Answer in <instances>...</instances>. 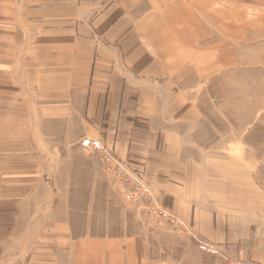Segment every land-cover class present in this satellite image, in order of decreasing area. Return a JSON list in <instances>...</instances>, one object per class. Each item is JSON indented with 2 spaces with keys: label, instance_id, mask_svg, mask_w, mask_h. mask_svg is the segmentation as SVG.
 <instances>
[{
  "label": "crops",
  "instance_id": "obj_1",
  "mask_svg": "<svg viewBox=\"0 0 264 264\" xmlns=\"http://www.w3.org/2000/svg\"><path fill=\"white\" fill-rule=\"evenodd\" d=\"M241 2L0 0V264H264V191L207 107L223 54L258 35ZM85 137L185 232L144 213L142 233L85 232L79 213L122 200Z\"/></svg>",
  "mask_w": 264,
  "mask_h": 264
},
{
  "label": "rangeland",
  "instance_id": "obj_2",
  "mask_svg": "<svg viewBox=\"0 0 264 264\" xmlns=\"http://www.w3.org/2000/svg\"><path fill=\"white\" fill-rule=\"evenodd\" d=\"M237 11H241L244 18H249L251 35L258 32L257 36L251 37V41L256 43L253 42L249 50H239L237 46L234 54H223L222 58L228 66L219 67L216 77L212 78L208 89L212 98L208 100L207 107L216 109L218 113L219 140L233 139L238 146L243 142L239 153L249 158L255 173V183L264 191V0H242L240 4H235L234 12ZM238 146L228 150L236 152ZM58 183L63 185L66 181ZM58 189L65 193L63 186ZM113 205L111 211L79 213L78 223L84 227L85 232L95 234L128 235L143 232V213L117 195ZM144 214L149 217L150 225L154 224L153 227L168 223H157L148 213Z\"/></svg>",
  "mask_w": 264,
  "mask_h": 264
},
{
  "label": "built area",
  "instance_id": "obj_3",
  "mask_svg": "<svg viewBox=\"0 0 264 264\" xmlns=\"http://www.w3.org/2000/svg\"><path fill=\"white\" fill-rule=\"evenodd\" d=\"M83 148L91 149L99 154L104 171L119 191L122 198L132 204L141 213H148L153 221L168 222L177 233L185 232L182 222L175 215L162 207L152 194L144 174L135 171L127 162L120 159L115 153L101 143L99 139L85 137L80 141ZM193 237L198 243V248L208 254H217V249L207 242L200 240L196 235ZM229 264H243L230 261Z\"/></svg>",
  "mask_w": 264,
  "mask_h": 264
}]
</instances>
